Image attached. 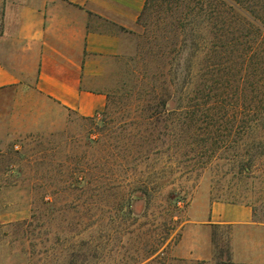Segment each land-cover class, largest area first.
Here are the masks:
<instances>
[{
	"label": "rangeland",
	"instance_id": "rangeland-1",
	"mask_svg": "<svg viewBox=\"0 0 264 264\" xmlns=\"http://www.w3.org/2000/svg\"><path fill=\"white\" fill-rule=\"evenodd\" d=\"M154 3L151 16L122 27V52L104 62L99 114L80 116L28 85L0 96V264H264V70L228 71L220 89L210 73L207 99L222 101L234 147L188 144L183 115L153 99L165 64L151 53L163 26ZM254 139L262 144L248 150ZM249 155L252 172L236 173ZM215 202L249 207L255 223L215 221ZM235 232L262 243L254 261L214 258L216 244L227 259ZM208 235L211 259L176 250Z\"/></svg>",
	"mask_w": 264,
	"mask_h": 264
},
{
	"label": "crops",
	"instance_id": "crops-1",
	"mask_svg": "<svg viewBox=\"0 0 264 264\" xmlns=\"http://www.w3.org/2000/svg\"><path fill=\"white\" fill-rule=\"evenodd\" d=\"M0 25V96L28 85L60 107L83 117L102 112L108 103L103 86L104 62L122 52L128 23L146 0H4ZM123 27V28H122ZM222 223H255L252 210L223 202L212 205ZM262 245L235 232L231 257L252 262ZM191 259H211L210 236L176 249Z\"/></svg>",
	"mask_w": 264,
	"mask_h": 264
},
{
	"label": "trees",
	"instance_id": "trees-1",
	"mask_svg": "<svg viewBox=\"0 0 264 264\" xmlns=\"http://www.w3.org/2000/svg\"><path fill=\"white\" fill-rule=\"evenodd\" d=\"M156 1L160 2L157 17L163 26L158 34L152 30L153 36L161 39L157 40L158 51L151 53L162 57L165 64L164 80L159 90L152 89L153 99L165 111L183 115L179 129L181 139L188 144H201L205 150L233 148V140L222 133V101L210 104L207 99V77L211 73L216 80L217 76L219 87L228 71L242 72L252 67L264 70V0H146L141 19L153 14L151 8ZM202 56L204 62L199 63ZM174 101L178 105L171 107ZM258 142L254 139L243 143L248 150H257ZM256 156L241 160L236 173H251ZM179 199V194L171 199L175 207ZM217 247L215 244L214 258L231 262V250L224 259V252Z\"/></svg>",
	"mask_w": 264,
	"mask_h": 264
}]
</instances>
